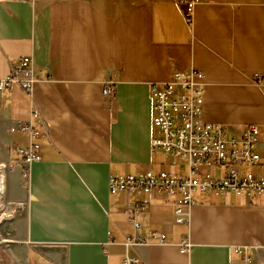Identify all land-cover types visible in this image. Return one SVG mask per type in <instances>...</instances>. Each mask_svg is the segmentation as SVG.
I'll list each match as a JSON object with an SVG mask.
<instances>
[{"label": "crops", "instance_id": "obj_1", "mask_svg": "<svg viewBox=\"0 0 264 264\" xmlns=\"http://www.w3.org/2000/svg\"><path fill=\"white\" fill-rule=\"evenodd\" d=\"M180 1L0 0V80L23 56L34 79L30 96L19 86L0 96L6 157L23 165L14 148H27L28 133L10 129L32 110L43 132L26 182L20 168L5 177L4 197L23 200L25 210L2 222V239L18 232L22 243H0V264H121L115 252L128 239L146 242L128 249L139 264H245L234 248L253 245L252 261L264 263V196L195 200L188 223L177 224L173 198L108 190L110 176L159 171L149 85L191 69L207 83L205 122L259 127L260 162L240 171L264 175V0L198 1L195 36ZM106 79L112 99L102 95ZM136 204L146 210L126 214Z\"/></svg>", "mask_w": 264, "mask_h": 264}, {"label": "built area", "instance_id": "obj_2", "mask_svg": "<svg viewBox=\"0 0 264 264\" xmlns=\"http://www.w3.org/2000/svg\"><path fill=\"white\" fill-rule=\"evenodd\" d=\"M26 1L33 3L35 0ZM198 1L200 0L178 2L182 17L191 26L192 36L199 32L194 27V11ZM32 62V58L28 56L19 59L17 67L5 79L0 80V96L4 90L15 86L21 87L27 96L31 95L34 85ZM253 81L260 83L261 74L255 75ZM206 91L204 74L196 69L175 73L166 82H154L149 85L153 130L150 150L152 153L164 152L167 156L185 161L186 170H149L138 174L110 176L108 190L111 194H155L161 198H173L177 224L188 223L189 209L194 204L195 192L209 197H242L248 194L264 196V175L240 171L243 166H253L260 162L259 127L249 124L241 126L239 131H234L224 124L205 122L202 116ZM102 95L109 99L115 97V85L111 79L102 82ZM10 132L28 133L27 148H15L26 166L24 174L27 177V166L40 159V145L34 142L43 135L38 111L32 110L31 119L11 127ZM203 167L220 169L222 176L203 174ZM145 210L142 204H136L129 206L125 212L134 216ZM149 235L154 241H166L164 232L149 231ZM145 243L143 239H128L127 243L118 246L115 254L122 257L121 264H139V258L129 256L128 249L130 245ZM181 248L188 250L187 239H183ZM251 249H258V246L235 247L234 253L239 255L245 264H254L249 256Z\"/></svg>", "mask_w": 264, "mask_h": 264}, {"label": "rangeland", "instance_id": "obj_3", "mask_svg": "<svg viewBox=\"0 0 264 264\" xmlns=\"http://www.w3.org/2000/svg\"><path fill=\"white\" fill-rule=\"evenodd\" d=\"M8 151H9L8 148L5 146V139H4L2 130L0 129V171L3 172V174L7 178L8 174H13L18 168H20L21 180L23 181V183L26 182L25 179L27 180V177H25V174H24L25 172L24 164L23 165L21 164L22 166L18 167L17 163H15V161L12 160V156L10 157L8 156L9 158L6 157L5 154ZM163 154L165 153L163 152ZM163 154L161 157V168L159 169V171H169V170L180 171V169L186 170L185 161H181L179 158L173 157L171 155L167 156L166 154L165 155ZM3 155L5 156L4 160L1 159ZM202 171H203V174L208 173L212 176H222L220 169H217L215 167H203ZM241 172L242 173H247V172L253 173V170L245 168L244 170H241ZM254 174H258V173H254ZM5 192H6V188L4 189V192L0 194V228H1L3 221H7L8 219H13L15 216H19L23 218V214L25 210V203L23 200H20L17 198L13 202H10L4 197ZM206 198H208L206 194H201L199 192H195V194L193 195L194 201L195 200L200 201ZM20 239H22V235L19 236L17 232V234L12 238V240H10L8 237H6V239L3 240L1 237V230H0L1 245L9 241H10L9 243H15L19 245L20 243H22Z\"/></svg>", "mask_w": 264, "mask_h": 264}, {"label": "bare ground", "instance_id": "obj_4", "mask_svg": "<svg viewBox=\"0 0 264 264\" xmlns=\"http://www.w3.org/2000/svg\"><path fill=\"white\" fill-rule=\"evenodd\" d=\"M5 189V175L0 171V194L4 192Z\"/></svg>", "mask_w": 264, "mask_h": 264}]
</instances>
